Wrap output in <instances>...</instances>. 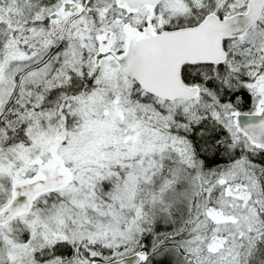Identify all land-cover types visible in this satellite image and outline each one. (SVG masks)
<instances>
[{
    "label": "snow or ice",
    "instance_id": "snow-or-ice-1",
    "mask_svg": "<svg viewBox=\"0 0 264 264\" xmlns=\"http://www.w3.org/2000/svg\"><path fill=\"white\" fill-rule=\"evenodd\" d=\"M0 264H264V0H0Z\"/></svg>",
    "mask_w": 264,
    "mask_h": 264
}]
</instances>
